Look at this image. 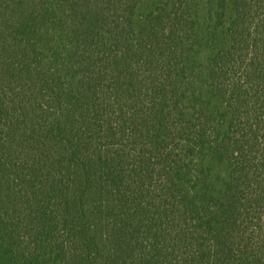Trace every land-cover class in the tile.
<instances>
[{"label":"trees","instance_id":"trees-1","mask_svg":"<svg viewBox=\"0 0 264 264\" xmlns=\"http://www.w3.org/2000/svg\"><path fill=\"white\" fill-rule=\"evenodd\" d=\"M0 264H264V0H0Z\"/></svg>","mask_w":264,"mask_h":264}]
</instances>
